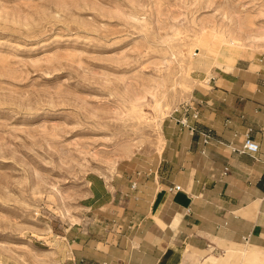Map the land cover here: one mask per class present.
<instances>
[{
  "label": "rangeland",
  "instance_id": "374dc122",
  "mask_svg": "<svg viewBox=\"0 0 264 264\" xmlns=\"http://www.w3.org/2000/svg\"><path fill=\"white\" fill-rule=\"evenodd\" d=\"M263 55L264 0H0V264L52 263L89 176L158 154L195 85Z\"/></svg>",
  "mask_w": 264,
  "mask_h": 264
},
{
  "label": "crops",
  "instance_id": "0c3cea01",
  "mask_svg": "<svg viewBox=\"0 0 264 264\" xmlns=\"http://www.w3.org/2000/svg\"><path fill=\"white\" fill-rule=\"evenodd\" d=\"M192 100L212 129L206 153L199 133L167 122L158 154L89 176L84 224L63 227L48 264H220L240 243L264 249V55L214 71ZM247 134L258 152L240 150Z\"/></svg>",
  "mask_w": 264,
  "mask_h": 264
},
{
  "label": "built area",
  "instance_id": "2783aa9c",
  "mask_svg": "<svg viewBox=\"0 0 264 264\" xmlns=\"http://www.w3.org/2000/svg\"><path fill=\"white\" fill-rule=\"evenodd\" d=\"M176 112L178 114V118L176 122L186 127L192 134L199 133L202 136V153H206L207 147L213 143V134L212 129L210 128H200L198 126V122L201 118V111L197 106L196 102L185 101L180 103V105L176 108ZM243 152L256 153L260 150V143L252 137L250 134H247L242 146L240 148ZM182 187L180 184H175L170 187L171 191H179ZM98 264H114L108 261H102Z\"/></svg>",
  "mask_w": 264,
  "mask_h": 264
},
{
  "label": "bare ground",
  "instance_id": "6f19581e",
  "mask_svg": "<svg viewBox=\"0 0 264 264\" xmlns=\"http://www.w3.org/2000/svg\"><path fill=\"white\" fill-rule=\"evenodd\" d=\"M237 55H238V54H235V55L232 57V59H231L232 64L235 63V61H236V59H237Z\"/></svg>",
  "mask_w": 264,
  "mask_h": 264
}]
</instances>
